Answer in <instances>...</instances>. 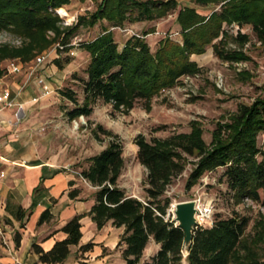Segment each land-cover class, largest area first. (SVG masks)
Instances as JSON below:
<instances>
[{
  "label": "trees",
  "instance_id": "trees-1",
  "mask_svg": "<svg viewBox=\"0 0 264 264\" xmlns=\"http://www.w3.org/2000/svg\"><path fill=\"white\" fill-rule=\"evenodd\" d=\"M72 0H0V30L9 29L29 37L31 45L18 55L29 60L52 43L46 39L48 30L61 36L57 9ZM97 10L87 22L91 25L106 19L114 25L126 21H144L166 16L178 6L177 0H95ZM205 3L225 1L220 10L204 15L194 7L182 8L176 18L182 41L166 36L155 52L145 38L133 35L119 48L114 33L105 29L94 39L83 45L90 55L88 77L82 79L85 98L82 103L71 89L62 94L74 103L67 109L69 120L80 116L90 117L93 103L101 99L114 102L115 106L130 108L135 101H150L162 90L172 88L185 75L201 71L192 59L193 54H203L209 45L220 59L228 62L248 60L250 57L237 48H227L225 25L252 27L264 46V0H200ZM82 20L85 17L81 18ZM74 29H69L71 34ZM146 32L143 36L147 35ZM220 38V39H219ZM248 35L238 31L236 41L245 44ZM217 40V41H216ZM63 66L60 60H55ZM264 91V84L262 86ZM98 129L110 136L109 145L98 154L88 158V166H82L79 175L96 187L95 203L87 213L76 214L59 231L67 236L45 250L34 241L32 250L42 264H63L71 253V247L79 245L83 236L82 218L91 216L98 229L107 223L124 228L117 248L127 264H140L150 240L160 244L159 250L144 264H179L186 246V233L172 220L169 208L172 198L168 188L186 170L190 157L193 168L186 181L190 190L208 172L225 168L224 176L229 190L237 200L248 198L264 204V149L258 136L264 135V95L250 104H241L230 122L217 123L210 144L203 138V127L192 123L191 131L176 133L166 138L144 134L135 138L137 158L147 169L144 180V199L128 194L119 184L125 166L124 145L118 134L98 125ZM74 185V182H70ZM41 190V185L34 193ZM80 188L69 191L71 198L81 193ZM15 217L25 224L30 215L21 205ZM53 218L49 209L42 212L38 224ZM4 219L0 216V227ZM250 219L234 211L229 217L216 215L210 226H197L188 251V264H264L259 260L245 232ZM4 229V228H3ZM259 239L264 237L262 226L257 231ZM20 245L21 234L15 238ZM93 242L81 245L85 253ZM19 264V263H15Z\"/></svg>",
  "mask_w": 264,
  "mask_h": 264
},
{
  "label": "rangeland",
  "instance_id": "rangeland-1",
  "mask_svg": "<svg viewBox=\"0 0 264 264\" xmlns=\"http://www.w3.org/2000/svg\"><path fill=\"white\" fill-rule=\"evenodd\" d=\"M177 2L176 9L171 10L166 16L153 20L135 22L128 20L123 25H114L103 19L93 26L87 20H90L91 15L97 10L98 2L95 0H72L69 4L61 7L67 11L68 16H63L61 9L56 10L60 18L58 26L61 29V36L57 37L54 30H48L45 37L52 43L42 51L35 50L36 55L29 60H25L17 52L30 46L31 39L13 30H0V73L5 72V66L9 60L22 63L24 71L22 74L16 75V80L21 83L25 79L23 84L32 86V97L41 95V88L39 85L38 88L33 86L31 81L34 78L36 80V75L46 77L52 86L53 93L49 97L41 98L35 106L46 104L43 108H51L46 115L47 124L51 122L49 119H53L52 122L54 121L56 124L61 122L60 131L55 133L53 142L63 146L69 143L73 145L76 142L75 136L80 135L79 145L83 150L84 158L73 166L76 169L79 168V165L85 166L88 163V158L98 154L109 145L110 136L98 129V125H102L103 128L118 134L124 145L125 166L119 180L120 186L127 193L141 199H144L145 196L144 180L147 176V169L137 158L138 147L135 144L137 135L144 134L148 139L151 137L166 138L176 133L190 132L192 123L197 122L203 127L204 140L210 144L217 123L230 122L241 104H250L264 95L262 89L264 84V46L262 41L251 26L245 25L240 28L238 25L232 24L224 26L227 32L224 45L227 48L242 50L250 57L248 60L224 61L216 56L213 46L209 45L203 54L192 55V59L201 68L192 83H186L182 77L174 87L162 90L148 102L137 100L130 108L125 105L115 106L114 102H105L99 99L93 103V112L90 117L84 116L75 120L66 119V111L74 107V103L62 94V90H73L80 103L85 98L82 79L88 77L87 68L90 62V55L83 45L85 42L94 39L105 29H108L114 33L119 48H122L127 39L136 33L145 38L151 50L155 52L162 38L176 31L180 32L181 28L176 18L182 8L190 6L204 15H210L213 11L220 10L225 3V1L205 3L200 0H177ZM82 17L85 19L82 20ZM69 29L74 30L68 35ZM239 30L249 37L245 44L236 41ZM146 32L148 34L143 36ZM178 38L182 41V35H179ZM50 50H52L50 59L44 66L38 67L36 75L27 81L26 70L38 55ZM56 59L60 60L63 66H59L55 62ZM12 76L8 77V81H11ZM68 130H70L69 133ZM258 142L264 149L262 133L258 136ZM196 160L190 157L184 173L168 188L167 195L172 198L169 208L172 216L173 204L191 199L198 201L202 211L209 210L210 220L213 221L216 215L229 217L234 211L247 216L250 221L245 232V239L253 245L259 260L264 263V237L260 240L257 233L260 226L264 231V204L252 199L237 200L234 198L226 183L224 167L206 173L196 185L187 190V177L193 168L192 162ZM84 184L89 190V184L86 182ZM3 224L8 240L12 241L20 234L19 222L10 224L4 220ZM209 224L210 221L204 222L203 226H210ZM107 228H110L109 224ZM109 234L105 231V236L108 237ZM93 243L92 250L86 253H79V249L73 247L75 253L72 258H75V254H77L76 258L80 264H99L100 255H97L99 249L96 248L97 244ZM2 247H4L3 242L0 246L1 252L3 251ZM153 250L147 249L145 261L152 256ZM105 251L106 248L103 249V253ZM3 255L7 256L8 253L3 252ZM187 255V250L184 249L183 259L179 264H188Z\"/></svg>",
  "mask_w": 264,
  "mask_h": 264
},
{
  "label": "crops",
  "instance_id": "crops-1",
  "mask_svg": "<svg viewBox=\"0 0 264 264\" xmlns=\"http://www.w3.org/2000/svg\"><path fill=\"white\" fill-rule=\"evenodd\" d=\"M16 75L12 76L8 83L13 95L16 96V101L23 106L18 115H16L18 107H15L7 109L0 116V172L5 171L7 174L0 181V216L10 224L19 222L14 212L20 205L28 210L30 215L25 219L23 227L19 222L20 245L16 244L15 239L8 240L14 254H9L5 246L2 247L0 264H15L14 258H17L20 264H42L32 250L33 242L37 241L45 250H49L56 241L65 239L67 235L59 231L60 228L76 214L90 211L95 203L97 188L89 184L88 190L84 179L79 175L82 166L79 165L78 169L73 166L84 158L79 145L80 135L75 136L76 142L73 145L69 143L63 146L53 142L55 133L60 131L61 122L56 124L52 122L53 119H49L51 122L47 124L46 115L51 108H43L46 104L35 106L37 103L32 99L36 96L32 97V86L25 85V88L20 90L25 79L19 83ZM31 84L38 88L35 78ZM50 87L52 88L51 85ZM42 127L44 129H41ZM85 166H88V163ZM72 181L74 185H70ZM39 185L41 190L34 193V189ZM74 188H80L82 191L76 198H71L69 191ZM46 209L50 210L53 218L39 225L38 220ZM81 222L83 236L80 244L71 247V253L63 264H80L76 258L77 254L72 258L75 253L73 247L79 249L88 242L97 244L99 264H127L122 257L121 249L117 248L124 232L123 227H114L112 222H109L102 229H98L89 215L84 216ZM108 224L111 230L107 228ZM105 231L107 234L110 233L108 237L105 236ZM1 243L0 238V246ZM104 248L106 251L103 253ZM149 248L154 249L153 256L159 250L160 244L152 238L144 251L142 261H145ZM3 252L8 255H3Z\"/></svg>",
  "mask_w": 264,
  "mask_h": 264
},
{
  "label": "built area",
  "instance_id": "built-area-1",
  "mask_svg": "<svg viewBox=\"0 0 264 264\" xmlns=\"http://www.w3.org/2000/svg\"><path fill=\"white\" fill-rule=\"evenodd\" d=\"M118 28L121 29L120 27H118ZM125 31H127V30H125ZM134 35L140 36L139 34H136V33H134ZM179 35H181L180 32L176 31V32L170 34L169 36L175 40L181 41V39L178 38ZM51 54H52V50L47 51L45 53H42L35 58L32 65L29 66V68L26 70L27 81L36 75L35 72H36L37 68L40 66L41 67L44 66V64L50 59ZM23 71H24V66L22 65V63H20L16 60H9L5 66V72H3V74L0 73V116L3 112H5L7 109H10V108L18 107V110L16 111V115H18L19 111L21 110L23 105L16 101V96L13 95V90H12L10 84L8 83V77L12 76V75H16V74H22ZM197 76H198V73L194 74V75H185V76H183V78H184L186 83H192V80H194V78ZM36 80H37L38 85L41 88V95L34 97L32 99L33 102H37L41 98L49 97L53 93V89L50 87L49 83L47 82V80L44 76L39 75L36 77ZM24 88H25V84H23L21 86L20 90H22ZM80 117L83 118L84 116H80ZM41 129H44V128L42 127ZM0 145H1V142H0ZM6 176H7L6 172L1 171L0 172V181H2ZM84 181L86 183H88L85 179H84ZM197 207L199 210L198 214L196 215L197 220H198L197 226H203V223L208 222V221H210L209 225H212L214 221L210 220L211 216L208 214L209 210L208 211H202L201 206L198 203V201H197ZM0 238H1L5 248L8 250L9 254L13 255L14 254L13 250L9 244L7 237L5 236V231L2 227H0ZM187 253H188V251H187ZM14 259H15V263L20 264V262L17 258H14Z\"/></svg>",
  "mask_w": 264,
  "mask_h": 264
},
{
  "label": "water",
  "instance_id": "water-1",
  "mask_svg": "<svg viewBox=\"0 0 264 264\" xmlns=\"http://www.w3.org/2000/svg\"><path fill=\"white\" fill-rule=\"evenodd\" d=\"M172 220L176 222V225L183 228L186 233V246L192 243L195 228L198 225L197 214L199 212L197 207V200H185L180 201L172 205ZM171 212V211H170Z\"/></svg>",
  "mask_w": 264,
  "mask_h": 264
},
{
  "label": "bare ground",
  "instance_id": "bare-ground-1",
  "mask_svg": "<svg viewBox=\"0 0 264 264\" xmlns=\"http://www.w3.org/2000/svg\"><path fill=\"white\" fill-rule=\"evenodd\" d=\"M61 13L63 14V16H68V13H67V11L65 10V9H61Z\"/></svg>",
  "mask_w": 264,
  "mask_h": 264
}]
</instances>
